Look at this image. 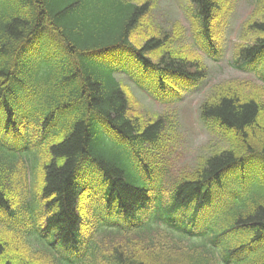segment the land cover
Instances as JSON below:
<instances>
[{
	"label": "trees",
	"instance_id": "16d2710c",
	"mask_svg": "<svg viewBox=\"0 0 264 264\" xmlns=\"http://www.w3.org/2000/svg\"><path fill=\"white\" fill-rule=\"evenodd\" d=\"M88 1L11 0L2 14L0 264H264V0L231 60L256 81L209 89L199 118L214 150L169 186L160 157L178 123L141 117L117 74L178 103L220 59L231 0H186L200 49L179 23L145 21L157 0ZM44 33L58 55L38 63Z\"/></svg>",
	"mask_w": 264,
	"mask_h": 264
},
{
	"label": "rangeland",
	"instance_id": "374dc122",
	"mask_svg": "<svg viewBox=\"0 0 264 264\" xmlns=\"http://www.w3.org/2000/svg\"><path fill=\"white\" fill-rule=\"evenodd\" d=\"M157 1V8L153 11L151 16H147L145 21L148 19L153 20L155 27L161 26L164 29H171L175 23H179L180 28L184 30L183 43L185 44L186 42L191 44L190 46L200 49L198 38L195 39L194 36L195 30L191 26L190 19L185 13L186 0ZM254 1L255 0H231L229 2V20L226 21V27L222 34L224 45L222 58L216 62L206 59V64L210 71L207 81L201 89L186 94L180 102L171 105L160 103L154 99L147 90L139 88L137 84L124 73L117 74L118 80L122 83L123 89L126 90L129 100L141 117L155 118L163 116L168 117L170 121L178 123L179 131L177 135H172L175 136L173 137L172 144L168 148L165 159L163 160L160 157V160L164 162V166L167 168V173L165 175V178L167 177V186H169V182L174 179L191 174L196 168L199 159L209 156L214 150L213 146L216 143L199 118V106L203 102L209 89L215 84L231 79L254 80L252 76L234 69L231 63L232 46L241 43L239 40L240 31L243 24L252 14ZM99 2L100 0H89L86 4V10L89 11L92 6L98 9L100 7ZM10 3L11 0H0V20L2 14L7 13ZM90 3L93 4L90 5ZM103 11L104 8L100 10L98 14ZM30 49L31 54L29 58L38 63H42L44 58H49L51 55H58L56 47L54 46V40L48 33L42 34L39 41L33 43ZM30 79L35 82L34 86L31 84V88L34 91L33 104H37L44 97V89L41 85L43 77L33 74ZM111 137L113 136L111 135ZM115 152H117V150L113 151V153ZM93 205L97 209V204H95V202ZM88 215L90 214L88 213ZM112 242H115V238L111 235L103 239V244L105 246H109Z\"/></svg>",
	"mask_w": 264,
	"mask_h": 264
},
{
	"label": "bare ground",
	"instance_id": "6f19581e",
	"mask_svg": "<svg viewBox=\"0 0 264 264\" xmlns=\"http://www.w3.org/2000/svg\"><path fill=\"white\" fill-rule=\"evenodd\" d=\"M31 49H32V48H31ZM31 49H30V50H31Z\"/></svg>",
	"mask_w": 264,
	"mask_h": 264
}]
</instances>
